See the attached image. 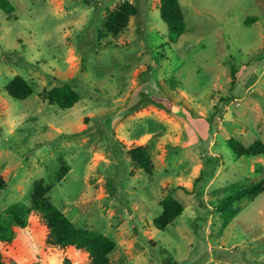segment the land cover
I'll return each instance as SVG.
<instances>
[{"label": "rangeland", "instance_id": "1", "mask_svg": "<svg viewBox=\"0 0 264 264\" xmlns=\"http://www.w3.org/2000/svg\"><path fill=\"white\" fill-rule=\"evenodd\" d=\"M8 1L11 15L0 8V175L8 184L0 215L28 206L44 179L76 227L116 243L113 264H264V191L216 209L264 177V156L238 157L228 144L264 143V0H179L186 30L176 43L159 0ZM125 1L137 14L106 34L107 15ZM16 76L33 87L25 100L5 90ZM64 85L80 95L68 110L45 99ZM131 145L145 148L151 175L133 167ZM167 195L184 211L162 231L154 220ZM6 219L14 239L0 243V264H87L73 248H49L37 220L21 229Z\"/></svg>", "mask_w": 264, "mask_h": 264}, {"label": "trees", "instance_id": "2", "mask_svg": "<svg viewBox=\"0 0 264 264\" xmlns=\"http://www.w3.org/2000/svg\"><path fill=\"white\" fill-rule=\"evenodd\" d=\"M162 20L168 26L169 40L176 43L185 33L186 22L180 6L179 0H159ZM0 8L8 15L13 13V6L8 0H0ZM137 14V8L129 1L122 3L116 10L110 12L104 22L103 28L106 34H115L127 27L130 19ZM256 18L246 20V23L256 22ZM10 97L16 100H25L33 94L32 85L21 76L14 77L5 87ZM45 99L51 105H56L62 110H68L80 101V95L69 85L55 87L47 91ZM123 145V142H121ZM230 148L238 157L242 156H264V143L255 141L250 146H245L238 140L231 138L228 140ZM127 153L131 157L132 165L135 169L143 170L147 174L153 173V164L145 152V148L140 145H131L127 148ZM68 166L63 164L57 175V182H61L68 172ZM200 178L197 179L199 181ZM8 187L6 180L0 175V193ZM53 185L47 184L44 179L35 181L28 206L14 204L8 207L0 215V243H11L14 239L12 223L21 229H26L30 225V220H37L38 224L45 229V244L57 251H66L70 248L84 253L87 256V264H113L110 260L111 253L116 248V243L107 236L76 227L65 214L56 207L51 199L50 192ZM189 193L184 187H181ZM264 191V177L249 185L237 187L224 199L218 202L216 209L225 212L226 208L243 198H252ZM162 207L161 214L155 218L154 226L158 230L164 231L172 224L184 211L183 205L171 195L165 196L159 203ZM233 210L231 219L237 215ZM225 215V214H224ZM226 218L228 223L230 219Z\"/></svg>", "mask_w": 264, "mask_h": 264}]
</instances>
